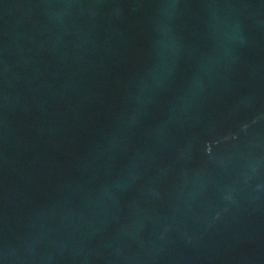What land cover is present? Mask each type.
<instances>
[{
  "label": "water",
  "instance_id": "95a60500",
  "mask_svg": "<svg viewBox=\"0 0 264 264\" xmlns=\"http://www.w3.org/2000/svg\"><path fill=\"white\" fill-rule=\"evenodd\" d=\"M0 264H264V0H0Z\"/></svg>",
  "mask_w": 264,
  "mask_h": 264
}]
</instances>
